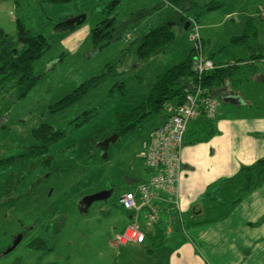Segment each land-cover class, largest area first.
Masks as SVG:
<instances>
[{
    "label": "rangeland",
    "instance_id": "obj_1",
    "mask_svg": "<svg viewBox=\"0 0 264 264\" xmlns=\"http://www.w3.org/2000/svg\"><path fill=\"white\" fill-rule=\"evenodd\" d=\"M56 1L0 0V30L5 35L15 40L19 20L33 35L51 38L48 51L33 63V73L40 78L32 90L12 103L11 93L0 96V113L7 110L0 119V159L10 158L6 168H0V183L6 185L12 173L18 176L13 178L15 183L24 177L26 182L10 193L16 197L47 175L17 207L13 202L5 203L7 196L0 189L3 207L12 208L5 211L0 207V253L13 234L23 227L27 230L16 248L0 257V264H153V258L145 253L146 246L117 248L112 243L128 223L117 197L153 174L144 166L143 154L163 110L145 117L133 132L119 137L109 146L105 159L96 144L101 135L112 132L117 115L141 105L157 77L184 61L189 49L193 58L188 30L178 24L175 0ZM193 1L198 6L186 11L185 20L195 21L198 34L208 41L207 47L202 41L206 58L207 49L221 53L220 61L232 64L250 65L249 57L258 48L264 56V0H220L223 6L213 11L202 9L213 0ZM79 16L85 20L73 29L54 31L57 23ZM105 19L112 20L116 39L95 48L92 30ZM248 20L246 45L235 43L232 38L246 32ZM168 22H172L173 43L146 61L137 59L133 43L150 28ZM98 43L103 44L102 40ZM256 66L261 76L264 59ZM100 74L103 77L97 85L78 102L51 112L81 83ZM212 92L222 105L219 93ZM43 123L62 131L63 138L43 157H20L34 145L30 130ZM94 141L97 143L91 145ZM113 187L115 192L108 200L93 203L86 214L79 212V197ZM140 221L142 227V215ZM35 238L44 241L49 251L29 248L28 243ZM175 248L169 245L166 254Z\"/></svg>",
    "mask_w": 264,
    "mask_h": 264
},
{
    "label": "crops",
    "instance_id": "obj_2",
    "mask_svg": "<svg viewBox=\"0 0 264 264\" xmlns=\"http://www.w3.org/2000/svg\"><path fill=\"white\" fill-rule=\"evenodd\" d=\"M200 38L207 47L208 41ZM206 51L215 65L232 64L220 61L221 53ZM256 63L250 80L235 88V77L229 87L226 83L220 89H212L219 93L222 103L219 105L216 99V119L212 121L216 133L202 142L184 143L178 180L180 212L165 200L159 201L157 223L152 226L142 223L145 241L129 244L146 246L145 253L153 258V264H264V184L245 196L226 218L188 228L185 225L192 216L199 220L204 213L216 215L212 201L202 200V196L233 176L241 166L264 158V73L257 74ZM238 66L242 71L251 69V65ZM225 96H237L242 103L224 102ZM177 103L174 98L165 104L151 133ZM126 215L129 224L130 214ZM169 245L176 248L167 255Z\"/></svg>",
    "mask_w": 264,
    "mask_h": 264
},
{
    "label": "trees",
    "instance_id": "obj_3",
    "mask_svg": "<svg viewBox=\"0 0 264 264\" xmlns=\"http://www.w3.org/2000/svg\"><path fill=\"white\" fill-rule=\"evenodd\" d=\"M69 0H57L56 2H68ZM175 4L178 6V10L175 12L178 24L184 25L186 11L194 8L197 3L193 0H175ZM223 6L220 0H213L210 3L205 4L202 9L204 11H213ZM107 23V25H106ZM105 25L104 28L101 27ZM172 22L165 23L163 25L152 27L149 31L139 39H137L132 48L134 53L140 61H146L152 56L162 52L166 47L171 45L174 41V33L171 30ZM250 20L246 24V32L242 36L232 38L235 43H241L246 45V40L249 36L248 29L250 28ZM75 25L68 24L65 21H61L54 26L55 32H62L71 30ZM109 28V30L107 29ZM188 30V29H187ZM94 37L93 43L95 48H102L108 46L114 39H116V29L112 27V21L104 20L100 22L92 30ZM48 37L37 34L33 35L25 26L16 20V36L15 40L8 37L0 30V96L4 92L11 93V99L9 101L15 102L23 99L35 86L36 82L40 78L33 73V63L38 60L44 53L50 48ZM102 40L103 44L100 45L98 41ZM260 49H257V53L249 57L251 69L249 71L239 70V64H221L216 65L217 68L204 76V86L212 92L213 88L224 87L226 83L234 81V87L236 88L241 82L248 81L252 78L255 71V63L260 59H264ZM191 56L190 54L186 59L180 63H177L161 74L156 82L153 84L147 99L138 107L134 108L130 112L120 113L117 115V120L112 129V132L116 133L118 138L122 137L130 132H133L137 126L143 121V119L149 115H153L160 110L164 109L172 99H177L178 103H181L185 87L186 80L192 76L190 68ZM103 74L93 77L83 83H81L70 94L62 98L57 104L53 106L51 112L64 110L76 102H78L91 87L97 85ZM229 87V84H228ZM212 94V93H211ZM2 98V97H1ZM7 110L0 113V119L6 114ZM87 117L83 118V123L86 122ZM79 125V124H78ZM215 129L212 120L206 119L201 114L199 118L188 125L184 143H198L207 140L214 135ZM109 133H105L99 137L98 140H103ZM64 133L59 130H54L48 124H40L39 126L30 130V137L34 142V145L28 148L26 154L20 155L23 158L43 157L51 145L57 143L63 138ZM97 141H94L95 145ZM19 157V156H18ZM10 158L0 159V168H6ZM13 178L18 177L12 173ZM10 177V176H9ZM7 178L6 185L0 183V189L4 190L5 203H14V205L20 206L25 201L21 199H14L12 194L15 190L17 182L13 181V178ZM264 184V158L257 160L255 163L248 166H241L239 170L230 178H227L216 186L210 188L203 196L202 200L208 198L212 201L215 208L216 215L204 213L201 219L196 220L194 216L188 218L186 227L192 225H203L213 223L218 220H222L228 216L230 210L233 209L240 201L252 191L259 189ZM34 185L31 184V187ZM31 189V188H30ZM6 191V192H5ZM1 195V197L4 196ZM211 198V199H210ZM0 207H3L0 202ZM13 207V206H12ZM11 207H3L5 211ZM12 209V208H11ZM195 214V213H192ZM149 234H146V236ZM33 250L49 251L48 246L40 238H35L27 245Z\"/></svg>",
    "mask_w": 264,
    "mask_h": 264
},
{
    "label": "built area",
    "instance_id": "obj_4",
    "mask_svg": "<svg viewBox=\"0 0 264 264\" xmlns=\"http://www.w3.org/2000/svg\"><path fill=\"white\" fill-rule=\"evenodd\" d=\"M261 15L264 17V12ZM188 24V40L194 51L190 64L192 76L184 84L185 92L181 103L151 133L150 142L143 154V163L153 174L118 198L120 208L130 214V222L123 232L115 236L112 244L117 248L145 241L140 216L142 215V220L147 225L157 223L159 201L165 200L180 212L178 180L181 151L188 125L201 114L208 120L216 115L217 100L203 81L204 76L217 66L203 54L202 39L197 32L196 22L190 20Z\"/></svg>",
    "mask_w": 264,
    "mask_h": 264
},
{
    "label": "water",
    "instance_id": "obj_5",
    "mask_svg": "<svg viewBox=\"0 0 264 264\" xmlns=\"http://www.w3.org/2000/svg\"><path fill=\"white\" fill-rule=\"evenodd\" d=\"M84 21V16H79L76 18H72L68 21H66L68 24H75L78 25ZM188 22H185L183 26V30L188 29ZM224 102H228L230 104H238L242 103L238 100L237 96H225L222 98ZM118 139V136L116 133H113L111 136L106 137L102 141L98 142L96 144V147L102 152V158L105 159L107 156V151L109 149V146L111 144H114L116 140ZM113 189L109 190H100L93 193L85 194L79 197L77 200V207L81 214H86L88 212L89 207L95 203V202H101L108 200L112 195ZM19 239L14 241L12 246L4 251V255L8 254L12 249H14L17 244L19 243Z\"/></svg>",
    "mask_w": 264,
    "mask_h": 264
},
{
    "label": "flooded vegetation",
    "instance_id": "obj_6",
    "mask_svg": "<svg viewBox=\"0 0 264 264\" xmlns=\"http://www.w3.org/2000/svg\"><path fill=\"white\" fill-rule=\"evenodd\" d=\"M84 20H85V17H84ZM105 20H106V19H105ZM103 21H104V20H103ZM103 21H102V22H103ZM107 21H109V20H107ZM111 21H112V20H111ZM65 22H66V21H65ZM66 23H67V22H66ZM74 25H75V24H74ZM106 25H107V23H106ZM113 133H114V132H110L106 137L111 136ZM100 152H101V151H100ZM101 153H102V152H101ZM45 176H47V175H44L43 178L36 180L35 183L33 184L34 186L31 187V189L37 187V186L39 185V183H40L44 178H46ZM13 181H15V180H13ZM17 181H18V182H17V185H16V187H15V190H17V189L19 188V186H22V185H23V184H21V183L26 182L24 177H22L21 179H19V180H17ZM109 189H113V192H115V188H114V187H113V188H109ZM109 189H107V190H109ZM26 190H27V191H26ZM29 190H30L29 188L25 189V191H26L25 193H24V191H23V192H20V193H19V196L14 197V199H21V200H23L24 198H26V196L29 195ZM99 191H100V190H99ZM95 192H96V191H95ZM113 192H112V195H113ZM92 193H93V192H92ZM112 195H111V196H112ZM120 195H121V194H120ZM120 195H119V196H120ZM119 196H118L117 198H119ZM26 233H27V230H25L24 227H23L22 230L17 231L15 234H13V235L11 236V240H10L9 244L6 245L5 250H7L8 248H10V247L12 246L13 242L19 239L20 242L17 244V246H18V245L23 241V239H24ZM17 246H16V247H17ZM16 247H15V248H16ZM15 248H14V249H15ZM14 249H12V251H13ZM5 250H4V251H5ZM4 251L0 253V257H1L2 255H4V254H3ZM12 251H10V252H12ZM10 252H9V253H10ZM9 253H8V254H9Z\"/></svg>",
    "mask_w": 264,
    "mask_h": 264
}]
</instances>
